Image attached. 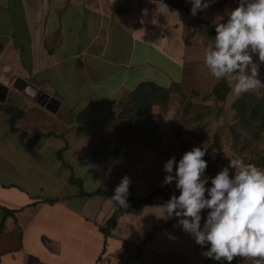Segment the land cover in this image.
<instances>
[{"label":"crops","instance_id":"1","mask_svg":"<svg viewBox=\"0 0 264 264\" xmlns=\"http://www.w3.org/2000/svg\"><path fill=\"white\" fill-rule=\"evenodd\" d=\"M163 3L169 11L160 0H0V64L4 69L0 82V222L6 216L5 229L0 233V264H144L137 259L148 257L147 245L139 258L121 254L120 248L125 240L145 242L156 227L155 235L145 244L152 246L159 235L169 237L168 241L174 237L177 242L164 251L156 250L155 264L183 257L190 261L189 264L195 259L199 262L198 245H194L192 252L184 254V241L180 236L189 234L185 235L178 226V218L167 216L162 208L166 201L161 195L152 204L125 211L114 225L117 228L114 227L106 238L101 227L113 214L105 215L102 208L92 209L90 197L81 195L80 188H67L64 192L55 190L60 179L54 171L58 170L62 176L68 166L59 160L57 165H52L46 153L54 147L57 157V152L66 145L56 144L62 137L48 136L54 126L60 130L64 126L65 122L58 119L63 103L72 118L78 113L68 93L61 92L59 86L53 88V82L69 76L77 90L81 85L80 78L93 81L97 76H109V65L113 69L116 67L114 54H109L110 47L115 48L114 45L125 41V36L148 48L150 44L172 50L173 56L177 59L181 56L182 62L187 48L195 43L185 32V9L191 12V4L184 0L185 9H180ZM133 47L125 49L130 55L128 61L132 60ZM146 64L143 59L136 66ZM128 65L131 69L132 65ZM146 80L153 79H143L139 83ZM128 81L127 78L117 89L120 92L122 87L134 89L132 81ZM173 82L179 81L167 85L157 83L168 87ZM30 86L35 87L36 93L42 91L57 99L59 109L53 112L37 103L29 91ZM54 92L60 93L61 99L56 98ZM12 106L23 110L16 121L17 131L8 123L11 114L7 109ZM21 131L26 133L24 139H21ZM80 146L83 148L77 158L90 162L84 142ZM63 180L67 184L69 178L63 177ZM22 182L30 188H24ZM46 197L56 200L42 202L41 199ZM132 205V201H128L127 207ZM155 212L164 214L161 222L158 220L157 223L156 216L148 215ZM121 224L127 228L119 230ZM103 251L113 257L99 260ZM263 263L260 258L245 257H236L231 262Z\"/></svg>","mask_w":264,"mask_h":264},{"label":"rangeland","instance_id":"2","mask_svg":"<svg viewBox=\"0 0 264 264\" xmlns=\"http://www.w3.org/2000/svg\"><path fill=\"white\" fill-rule=\"evenodd\" d=\"M182 1L184 3V0ZM238 6L239 0H215V3L207 10L196 16L186 11L184 14L185 32H188L186 36L191 37V41L193 37L195 43L187 48L182 62L179 60L181 56L177 59L176 56H173L175 52L172 50L150 44L148 48L141 43L131 42L125 36V41L114 45L115 48L110 47L112 49L109 50V54H114L116 67L114 66L113 69L109 65V72L111 71L109 76L105 78L97 76V79L93 78V81L80 78L81 85L79 86L81 87L79 89L77 86V90L74 89V83L72 79H69V76L51 84L53 88L59 86L61 92L68 93L71 104L76 107L75 112L78 111L77 114L73 113L72 118L63 103L58 119L65 122L64 126L61 127V130L55 126L50 130L55 133L54 136L62 137L56 141V144L65 143L66 145L59 150L62 151L63 160L56 157L54 147L46 151L47 156L52 165H57L59 161H62L64 166L68 165L66 174L62 173V176L59 175L58 170L54 171V175L60 179L59 184L54 187L55 190L64 192L67 188L71 190L80 188L78 184H72L70 181L66 184V180H63V177L70 178L71 175H74L83 180L82 186L85 191L90 192L103 186L114 193L122 178L128 176L131 179L129 196L145 197L152 191L151 187H165L172 195H179L180 192L175 188V182L171 185H163L166 175L164 164L173 156L178 163L185 152L194 147H200L206 152L203 158L208 162L205 173L208 177H214L222 167L227 166L230 158H238L245 163L256 164V160L264 157V127L256 139L249 134V129L245 128L242 115L252 116V112L246 106H234L241 96H237L232 91L235 81L228 80L231 90L229 93H223L221 90L220 94L226 95V98L219 100L213 90L221 80L215 79L206 66L200 67L199 65V63L205 64L204 61L199 62V60H204L206 49L214 44L215 24L226 22L228 12ZM118 36L117 34L116 37ZM132 45L134 54L131 56L132 60L128 61L130 55L125 49ZM121 56L123 58H120ZM143 59H146L147 64L143 67L136 66ZM254 61L258 62V56H254ZM128 64L132 65L131 69ZM50 73L52 74V71ZM127 78L128 82L132 81V87H136L143 79H153L166 85L172 81H179L180 85L170 93L166 104L152 107V120L156 130L151 134L142 135L147 129L139 122L135 123L140 112L133 108L131 101L126 98L124 104L122 102L126 89L122 87V92H120L117 88L120 83L126 82ZM259 78L264 83V65L260 67ZM114 88L115 92H113ZM49 90L51 91V87ZM248 93L249 99L252 101L254 97L264 98V86L257 87ZM53 95L61 99L60 93L54 92ZM82 100L84 103L81 102ZM11 108L19 109L14 106ZM128 110H131L130 114ZM122 111H126L127 117H120ZM10 120L8 123L11 125ZM72 122L73 124H71ZM252 122L256 128L260 127L261 122L258 123L255 120ZM130 123H133L131 127H129ZM70 125H72L71 128L68 127ZM56 133L61 134L57 135ZM83 142L85 153L90 162L77 158V153L83 148L80 146ZM70 144L71 147H69ZM67 147H69L67 152L63 154ZM257 166L264 168L263 165ZM234 172L233 169L230 174H234ZM93 173L99 176L93 175ZM22 183L24 188H30L26 183ZM210 186L211 181L209 180L206 187ZM162 204L164 205V203ZM90 207L92 209L102 208L105 215L107 213L112 215L119 209L114 200L105 199L99 195L90 197ZM156 212L148 215L156 216L158 223V220L161 222L164 214H156ZM159 215L160 217H158ZM202 217L201 224L203 226L207 218V210H204ZM115 223L117 225L118 220L112 224L111 232ZM124 227L127 228L121 224L119 230H124ZM156 230H158L157 227L152 230L153 235ZM184 234L189 233L185 232ZM180 238L184 241L183 252L185 255L195 249L194 245H198L190 234L180 236ZM168 240L169 237L162 238L159 235L158 239L153 241L152 246H148L144 241L142 243L125 241L133 242L137 246L135 251L128 253L129 256L135 258L141 256L142 250L147 245L148 250L145 251L148 257L146 259L140 257L137 261H142L144 264H155L156 250L164 251L177 242L174 241V237L172 241ZM198 248L196 250L202 253L207 251L210 245L206 247L198 245ZM105 256L106 251H103L101 258ZM197 261L195 259L191 264H196ZM189 262L183 257L171 258L167 261L161 260L156 264H189Z\"/></svg>","mask_w":264,"mask_h":264},{"label":"clouds","instance_id":"3","mask_svg":"<svg viewBox=\"0 0 264 264\" xmlns=\"http://www.w3.org/2000/svg\"><path fill=\"white\" fill-rule=\"evenodd\" d=\"M188 2L196 16L215 0ZM215 32L214 44L204 57L211 75L217 80L235 81L232 91L237 96L264 86L259 78L264 65V0H239V6L228 12L227 21L215 24ZM205 154V150L194 147L178 163L173 156L164 164L163 185L175 182L180 194H173L162 208L169 218H178V226L196 244L210 245L201 253L205 258L226 260L228 264L236 257L264 259V168L230 158L227 166L208 177ZM233 169L234 174H230ZM209 180L211 186L206 187ZM130 184L131 179L125 176L115 188L111 198L119 207L128 206ZM204 210L208 211L202 226Z\"/></svg>","mask_w":264,"mask_h":264},{"label":"trees","instance_id":"4","mask_svg":"<svg viewBox=\"0 0 264 264\" xmlns=\"http://www.w3.org/2000/svg\"><path fill=\"white\" fill-rule=\"evenodd\" d=\"M161 1V0H160ZM162 2H165L167 4H170L172 6H175L180 9H184L183 1L178 0V1H172V0H162ZM187 12H190L188 9H186ZM209 26V25H208ZM210 28V26H209ZM179 82H173L170 86H162L158 84L157 82L153 80H146L140 82L134 89H126L124 91V96L122 98V102L124 104V100L126 98L131 101L133 104V108L137 109L140 114H138V117L136 118V122H139L140 125H144L146 127V131L142 133V135H148L151 134L156 130L153 125V120H152V107L154 105L158 104H166L170 93L174 91V88L176 86H179ZM221 90L223 93H229L231 90V86L228 83V80L222 79L220 82H218L214 86L213 93L216 95L217 99H225L226 95H221ZM251 96V95H250ZM249 93H244L242 94L238 101L235 103L234 106H242V107H248L250 109V112H252V116L246 114L242 115L243 121L245 123V128L249 129V134H251L255 139L258 138L259 133L261 132V129L264 127V98H257L254 97L253 101L252 99H249ZM247 102V103H246ZM9 113L11 114V129L14 131H17L18 129L16 128V121L17 119L20 118L23 114V110L18 109H12L11 107L7 109ZM129 114L131 110H128ZM126 111H122L120 113L121 118L127 117ZM253 120L261 122L260 127H255L254 123L252 122ZM133 123L129 124V127H131ZM262 125V126H261ZM260 128V129H259ZM133 132V131H132ZM55 133L50 132L48 136H54ZM26 136V133L24 131H21V139H24ZM40 137V136H39ZM103 147L105 145H102ZM62 151H58L57 157L61 160H63L62 157ZM257 165H263L264 166V157L256 160ZM68 166V165H67ZM69 181L72 184H78L80 186L81 190V195L83 196H89L92 197L94 195H100L104 196L106 198L112 199L111 197L114 195L113 192H110L104 188H99L95 191L92 192H86L83 189V180L80 177H76L74 175H71L69 178ZM163 196L165 198V201L167 202L172 194L165 188V187H157L153 188L152 191L145 197H134V196H128L127 201L132 200L133 205L131 207H119L114 214L107 220L106 225L101 227V230L103 231L105 237L107 238L110 234V228L112 224L119 218L120 215H122L125 211H134L137 210L139 207L152 204L157 196ZM179 196V195H177ZM56 198H50L46 197L41 199L42 202H54ZM113 200V199H112ZM6 218V216H5ZM5 218L0 222V233L4 231L5 229ZM153 231L147 236L145 239V243H147L151 238H153ZM102 255V254H101ZM100 255V259H101Z\"/></svg>","mask_w":264,"mask_h":264},{"label":"built area","instance_id":"5","mask_svg":"<svg viewBox=\"0 0 264 264\" xmlns=\"http://www.w3.org/2000/svg\"><path fill=\"white\" fill-rule=\"evenodd\" d=\"M3 75H4V69H3L2 65L0 64V82L2 81ZM136 249H137V246L133 242L125 241L120 248V253L121 254H128L131 251H135ZM112 257H113L112 254H108L103 258L104 259H111ZM262 260L264 261V259H262ZM198 264H227V261L226 260L216 261L214 259L205 258L201 254Z\"/></svg>","mask_w":264,"mask_h":264},{"label":"water","instance_id":"6","mask_svg":"<svg viewBox=\"0 0 264 264\" xmlns=\"http://www.w3.org/2000/svg\"><path fill=\"white\" fill-rule=\"evenodd\" d=\"M29 91L31 92L32 96H35V100L37 103L46 106L49 110L56 112L59 107H60V102L55 99L50 97L49 94L44 93L42 91H38L36 93V89L33 86L29 87Z\"/></svg>","mask_w":264,"mask_h":264}]
</instances>
